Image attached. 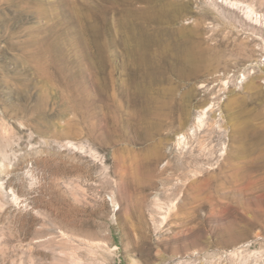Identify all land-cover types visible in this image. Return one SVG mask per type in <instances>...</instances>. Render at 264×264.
<instances>
[{"label":"rangeland","instance_id":"rangeland-1","mask_svg":"<svg viewBox=\"0 0 264 264\" xmlns=\"http://www.w3.org/2000/svg\"><path fill=\"white\" fill-rule=\"evenodd\" d=\"M46 1L0 6V264H264V218L252 224L257 211L235 203L257 188L228 185L221 214L192 220L183 206L192 171L264 154V0H114L112 35L100 28L97 44L68 7L66 40L41 45L28 38ZM133 32L160 41L147 51L161 78L152 94L172 115L161 126L134 92L146 67ZM175 156L183 171L167 163Z\"/></svg>","mask_w":264,"mask_h":264},{"label":"bare ground","instance_id":"bare-ground-1","mask_svg":"<svg viewBox=\"0 0 264 264\" xmlns=\"http://www.w3.org/2000/svg\"><path fill=\"white\" fill-rule=\"evenodd\" d=\"M111 1H114V0H94L93 2L86 3L84 6L85 7L84 9L82 8V5H81L83 3H81L79 0H72V2L71 0H47L46 3H44L43 7L38 10L39 15L45 18V21L43 24L40 23V25H38V28L36 26V28L39 29V31L36 30L38 32L36 33L32 32L29 34L28 41L39 42L41 43V45L42 44L45 45L47 43H51V41L53 42V39L66 40V37L64 35L66 32L64 33V28H65V25L67 24L66 23L67 21L65 18H67V16L69 15L67 13L68 7L71 11V15L69 17L71 16L75 17V15H77V16H81L84 18L85 25L90 33V36L93 42L97 41V38L101 34L100 33L101 29H104L102 31L104 36L108 34L111 37L112 33H111V27L109 23L110 22L109 18H110V13H111L110 10H111V7L115 6V3L112 4ZM145 1L146 3L153 5L158 0H145ZM4 2L7 3V0H0V6L3 5ZM120 3L124 5V7L125 6L127 7V0H121ZM79 5H80V8H78ZM163 5H165V3ZM73 6L74 7L76 6L75 7L77 9L76 11L74 10L75 8L73 9ZM126 18H127V12H126L125 19L121 23V28H122L121 30H123L124 32L123 33L124 40L127 44V19ZM76 31L75 33L77 34ZM133 33L134 34H131V37L135 38L136 40V45H135L136 48H131L130 52L133 53V52H136V50H138L140 52L139 61H141L142 65L146 67L145 70H142L141 80L135 83L136 89L134 90V92L136 93L135 94L136 97H139V100L142 103V113L144 115L145 120L157 121L155 122V124L158 126H161L162 121L168 120V118H170L172 115H171V111H169V103L165 102L161 98L160 95L152 94V91L155 90L158 87L159 83L161 82V78L158 76L159 65L157 64L155 58L151 56L152 54L150 55L149 52L147 51V47L152 42L153 44L157 45V43L160 41L159 39H152V40L148 38L141 39L140 36L137 37L136 32H133ZM106 39H107V42L112 41V39L110 38H106ZM174 47H175L174 48L175 52L178 56L177 58H180V56H182L181 57L182 62L186 66H190L191 71L187 72L188 76L190 77L192 75V68L195 66V63H196L194 54L191 52V49L189 47H185L183 43L180 46L174 45ZM183 53L185 55H181ZM176 54L174 55L176 56ZM91 60L92 61L89 66L91 69L93 68L95 69V67H97L96 66L97 61L93 59V57ZM79 61H80L79 63L81 64L82 63L81 60ZM179 138H180L179 142H181V137ZM164 143H165V140H161L160 142H158L157 145H155L152 148V151H153L152 158L155 161L161 158H164L166 156L165 155L166 152H164V147L162 146V144ZM175 143L179 144L178 142H175ZM254 150L255 149L252 148V150L250 151L254 152ZM190 156H191L190 158L194 157L193 154H191ZM167 163L172 164L171 168L175 170H182V171L184 170V163L182 159L179 158L178 156H175V160L173 162H171V160H168ZM261 168L264 169V154L255 158L253 166L245 167L243 169L240 168L239 166H235V167H231L229 171H226V170L212 171L200 177H195V176L197 174H201L204 171L203 167L198 170L192 171V175H194V177L185 176V179L189 181L187 185V192H186L187 194H186L183 206H185L184 204H186L187 202L190 204H193L192 210H191L192 220H195L196 218H198L200 215V211L205 207H207L208 216L221 214L224 211V210H221V207H223L222 205L226 203L229 204L231 202L229 199L232 196V194L225 193V192L220 194V192H222L223 189H226L228 185H230L231 187H236V188L243 187L244 185H246L245 187L247 189L250 186L251 188H257L258 191L261 192V194H258L259 196L252 194L253 197L246 196L247 197L246 202H244V200L243 202L240 201L239 198L240 199L242 198L238 197V200H236L237 202L235 201V203L236 204L238 203L237 205L239 207L242 206L243 213H246L251 210L257 211L256 213L253 214V217H251L252 219H250L251 223L254 224V222H257L258 220L264 218V176H255L254 174V172L260 171ZM242 184L244 185L241 186ZM258 184H260V186ZM227 200L228 202L229 201L230 202L228 203ZM236 207L237 206H235V209ZM236 215H234L235 217H233L234 218V220H232L233 222L230 225L227 224L228 227H230L231 225L232 227L235 226L234 224L236 223V220H237ZM241 219H244V218H241ZM238 222L240 221L238 220L237 223Z\"/></svg>","mask_w":264,"mask_h":264}]
</instances>
